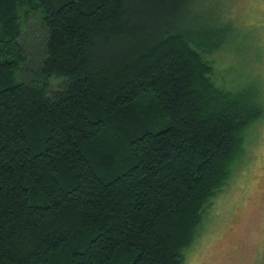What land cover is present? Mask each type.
<instances>
[{"label": "trees", "instance_id": "16d2710c", "mask_svg": "<svg viewBox=\"0 0 264 264\" xmlns=\"http://www.w3.org/2000/svg\"><path fill=\"white\" fill-rule=\"evenodd\" d=\"M152 3L0 0V264H183L264 107Z\"/></svg>", "mask_w": 264, "mask_h": 264}, {"label": "rangeland", "instance_id": "374dc122", "mask_svg": "<svg viewBox=\"0 0 264 264\" xmlns=\"http://www.w3.org/2000/svg\"><path fill=\"white\" fill-rule=\"evenodd\" d=\"M171 1L179 2L178 10L170 13L169 3H152L148 16L164 13L163 29L214 32L221 47L206 59L215 69L216 85L256 93L264 107V0ZM26 20L25 44L35 53L31 70L44 57L47 33L40 14ZM63 87V81H52V93ZM244 147L183 264H264V116L248 130Z\"/></svg>", "mask_w": 264, "mask_h": 264}]
</instances>
